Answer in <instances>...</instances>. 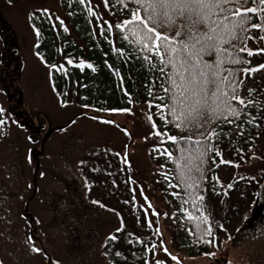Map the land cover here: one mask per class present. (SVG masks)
I'll return each mask as SVG.
<instances>
[{
    "label": "rangeland",
    "instance_id": "1",
    "mask_svg": "<svg viewBox=\"0 0 264 264\" xmlns=\"http://www.w3.org/2000/svg\"><path fill=\"white\" fill-rule=\"evenodd\" d=\"M61 1L0 0V119L5 121L0 125V262L109 264L105 241L125 221L136 234L152 233L156 259L167 264H264V215L239 217L247 211L239 200V211L232 213L234 195L209 201V222L220 237L210 252L214 256L176 250L171 212L153 182L157 169L151 152L163 136L153 134L158 130L149 104L100 112L75 101L60 103L50 68L35 52L29 16L48 10L64 19ZM88 1L114 22L107 0ZM248 49L264 65V40L257 37ZM248 82L264 104V68ZM261 121V132L237 167V175L246 170L258 184L264 177V113ZM29 236L42 252L30 250Z\"/></svg>",
    "mask_w": 264,
    "mask_h": 264
},
{
    "label": "trees",
    "instance_id": "2",
    "mask_svg": "<svg viewBox=\"0 0 264 264\" xmlns=\"http://www.w3.org/2000/svg\"><path fill=\"white\" fill-rule=\"evenodd\" d=\"M16 1L7 0L9 4H14ZM107 3L114 20L113 13L116 16L124 15L118 0H107ZM61 7L65 13L64 19L58 20L57 16L48 10L47 12L36 10L29 16L30 25L36 33L37 30L40 33L36 34L35 52L40 54L39 58L44 57L43 60L40 59L50 68L51 82L60 103L75 101L81 107L87 105L85 108L111 112L108 110L123 108L131 110L135 105L149 104L151 101L154 122L159 131L161 115L167 111L160 101L153 99V96L164 95L160 87V73L153 74L147 71L148 62H141L139 59L143 53L138 51V45L124 41L122 36L127 35V32L122 33L116 27L102 34V27L107 29L108 23L113 22L105 20L98 7L88 0L84 5H79L77 0H62ZM88 8L97 12V18L87 13ZM60 20L64 21L63 25L60 24ZM65 28L67 31H64ZM260 34L259 29L251 30L250 35L253 38L246 41L247 48ZM233 43L239 47L244 46L239 41ZM132 49H137V52L129 55ZM240 55L249 60L250 64L226 62L225 67L240 70L245 67L258 69L260 66L258 53L254 52L251 57L247 56V52ZM68 59H72L73 63L68 64ZM80 60L85 62L83 70L75 67ZM89 63L96 69L95 72L87 68L86 65ZM51 65L63 67L57 70L50 67ZM254 74L255 72L245 75L239 71L238 76L243 84L238 85L241 88L238 94L241 98L255 100L258 106H249L245 110V115L235 123H221L219 127L212 125L216 128L217 135L212 137V142L209 144L207 163L203 165V179H198L196 186L188 188L180 181L179 175L181 164L186 160L191 162L189 158L194 159L198 154L200 146L196 145L195 141L199 139L202 143L205 142L204 137L200 135L204 129H192L191 143L184 141L173 143L163 136L161 145L151 152V162L157 169L153 182L159 188V193L172 216V242L178 252L190 257L207 255L212 247L219 243L217 241L220 238L219 232H213L214 235L210 237L206 231H201L211 226L208 210L210 200H220V197L229 199V196L234 195L237 200L230 203V211L232 213L239 211L237 201L239 200L240 203L244 201L246 204L241 203V205L243 207L247 205L245 208L247 211H242L239 217L244 216V213H251L247 218L248 220L253 218L252 208L257 199L258 180L251 177L246 170L237 175V165L243 164L242 161H245L243 154L253 146L254 140L263 128L261 117L264 113V104L258 92H249L252 88H249L248 81ZM153 80L156 81L154 85L151 83ZM157 103H161V109L154 106ZM253 116L256 119L248 123ZM165 131L169 134H180V130L171 125L165 128ZM188 134L184 133V135ZM182 148L185 149L183 153ZM216 150H219L220 155L214 154ZM245 188H248V191H245ZM190 192L194 193V197H190ZM201 195L204 197L203 201L199 199ZM205 215L208 216V222L203 220ZM197 224L200 225L201 230H197ZM119 229L121 231H114L105 241L104 252L109 264H155L157 251L155 254L147 251L151 244L157 245L152 233L146 231L143 234H136L128 228L125 221ZM110 236H116L117 239L110 240L108 239ZM204 239L212 240V243L205 244ZM116 252H120L121 255L116 256Z\"/></svg>",
    "mask_w": 264,
    "mask_h": 264
},
{
    "label": "snow or ice",
    "instance_id": "3",
    "mask_svg": "<svg viewBox=\"0 0 264 264\" xmlns=\"http://www.w3.org/2000/svg\"><path fill=\"white\" fill-rule=\"evenodd\" d=\"M77 2L79 5H84L86 0H77ZM250 3L252 6H248ZM118 4L124 15L116 16L113 13L114 22L108 23L107 29L102 27V34L104 31H111L113 27L120 29L122 33L126 31L127 35L122 36V39L129 44L138 45V51L143 53L139 59L141 62H148L147 71L153 74L160 73V87L164 95L153 96V99L160 101L167 111L161 115L160 130L153 134L157 137L165 136L173 143L181 141L191 143L192 129H204L200 135L204 137L205 142L202 143L199 139L195 141V144L200 146L198 154L194 159L189 158L191 162L186 160L181 164L179 179L191 189L197 185L198 179H203V165L207 163L209 144L212 142V137L217 135L216 128L212 125L219 127L221 123H235L245 115V110L249 106H258L255 100L241 98L238 94L241 91L238 85L243 84L238 76L239 71L247 75L258 69L245 67L237 70L225 67V64L226 62L250 64V61L240 53L247 52L248 57L254 54L246 46V41L253 38L250 35L253 28L259 29L262 33L258 40H264V0H118ZM87 13L97 18V12L92 8H88ZM57 19L59 20V17ZM60 24L63 25L64 21L60 20ZM64 31H67V28ZM36 34H40L39 30ZM233 41H239L244 46L239 47ZM136 52L137 49H132L129 55ZM40 58L44 59L42 56ZM67 62L73 63L72 59H68ZM86 66L93 72L96 71L91 63ZM50 67L59 70L63 66ZM75 67L83 70L85 62L80 60ZM259 67L264 68V65ZM151 83L154 85L156 81L153 80ZM254 91L249 89L250 93ZM161 103L154 106L161 109ZM149 107H153L151 101ZM3 111L4 109L0 107V113ZM108 111H129V109ZM148 119L151 121L152 116H148ZM255 119L256 117L253 116L248 123H252ZM102 122L114 123L110 120ZM4 123L5 121L0 119V125ZM169 125L179 129L180 134H169L165 131ZM153 127H156L155 123ZM184 133L189 134L184 135ZM184 151L185 149L182 148L181 152ZM214 154L220 155L219 150ZM223 162L229 163V161ZM191 173L194 174L187 175ZM189 195L194 197V193L190 192ZM144 199L148 198L144 197ZM199 199L203 201L204 197L201 195ZM92 203L99 202L92 201ZM147 208H151L150 203ZM193 219L199 218L193 217ZM203 220L208 222V216L205 215ZM196 227L197 230H201L199 224ZM201 231H206L210 237L214 235L211 226ZM108 239L116 240L117 237L110 236ZM28 242L31 251L42 252L41 248L35 246L31 236L28 237ZM203 242L211 244L212 240L204 239ZM157 250V245L154 243L147 248V251L153 254ZM160 250L164 253L169 251L167 247H162ZM115 255L119 256L121 253L116 252ZM207 255L214 256L215 253H207ZM171 259L176 261L177 257L171 256ZM155 264H167V259H156Z\"/></svg>",
    "mask_w": 264,
    "mask_h": 264
},
{
    "label": "water",
    "instance_id": "4",
    "mask_svg": "<svg viewBox=\"0 0 264 264\" xmlns=\"http://www.w3.org/2000/svg\"><path fill=\"white\" fill-rule=\"evenodd\" d=\"M264 215V177L258 190L257 201L253 209V217Z\"/></svg>",
    "mask_w": 264,
    "mask_h": 264
}]
</instances>
